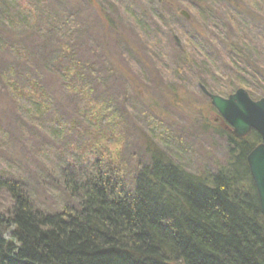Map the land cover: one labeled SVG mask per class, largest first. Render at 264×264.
I'll use <instances>...</instances> for the list:
<instances>
[{
  "label": "rangeland",
  "instance_id": "1",
  "mask_svg": "<svg viewBox=\"0 0 264 264\" xmlns=\"http://www.w3.org/2000/svg\"><path fill=\"white\" fill-rule=\"evenodd\" d=\"M38 1L0 0V44L20 45L32 54L42 48L49 30L37 36L32 27L13 22V29L9 21L18 16L29 25L28 11ZM181 8L193 17L191 24L177 19ZM36 15L35 24L72 29L68 37L74 39L77 57L97 70L89 72L91 87L77 89L75 96L63 90L44 54L39 59L43 72L34 65L30 69L42 91L34 86L32 93H22L24 99L42 100V112L32 100L21 99L17 106L11 89L0 87V130L6 131L0 134V181L9 174L44 212L60 213L76 204L64 192L70 167L81 176L107 159L123 162L130 171L158 149L191 172L223 165L227 146L211 130L222 122L200 85L222 97L243 89L256 101L264 98V0H163L159 5L151 0H51ZM70 16L72 25H66ZM237 20L232 31L223 28ZM50 45L59 51L63 42L52 38ZM17 58L0 47V69L11 66L19 78L26 64ZM4 81L1 73L0 85ZM234 83L235 89L230 87ZM169 137L176 144H164ZM11 198L0 185L3 224Z\"/></svg>",
  "mask_w": 264,
  "mask_h": 264
},
{
  "label": "trees",
  "instance_id": "2",
  "mask_svg": "<svg viewBox=\"0 0 264 264\" xmlns=\"http://www.w3.org/2000/svg\"><path fill=\"white\" fill-rule=\"evenodd\" d=\"M50 1L39 0L41 4L28 11L29 25L18 16L9 20L16 26L32 27L37 36L49 30L36 54L20 45L0 44L26 64L19 78L11 66L0 69L5 79L0 87L11 89L10 99L16 105L21 99L32 100L40 112L46 106L42 100L24 99L22 93H32L34 86L42 91V82L32 79L30 69L31 65L38 72L45 69L39 60H44V54L48 65L56 67L63 90L75 96L77 89L91 87L89 72L97 71L89 68L91 61L77 57L74 39L68 37L72 29L62 31L53 23L51 29L44 25L47 30H42L44 26L35 24L36 11L47 10ZM72 18L66 25H72ZM234 23L239 21L223 28L232 31ZM10 27L15 29L14 23ZM52 38L63 42L59 51L51 47ZM236 43L242 45V40ZM232 62L237 63L234 58ZM230 87L235 89L236 84ZM223 126L211 130L227 146L225 163L203 172H191L159 149L148 162L139 160L131 172L123 162L107 159L91 164L90 171L81 176L71 167L66 169L64 192L76 204L60 213L36 209L26 189L11 182L9 174L2 177L7 180L0 185L9 190L12 209L4 224L0 222V264H264V215L247 163L248 154L262 140L256 132L243 139L234 137ZM5 132L0 130L1 135ZM163 141L176 144L171 137ZM12 226V240H4V231Z\"/></svg>",
  "mask_w": 264,
  "mask_h": 264
},
{
  "label": "water",
  "instance_id": "3",
  "mask_svg": "<svg viewBox=\"0 0 264 264\" xmlns=\"http://www.w3.org/2000/svg\"><path fill=\"white\" fill-rule=\"evenodd\" d=\"M201 88L221 117L231 126L235 136L244 138L253 130L261 135L263 142L251 151L247 163L257 186L264 215V99L254 102L243 89L237 90L229 98H222L211 95L203 86Z\"/></svg>",
  "mask_w": 264,
  "mask_h": 264
},
{
  "label": "bare ground",
  "instance_id": "4",
  "mask_svg": "<svg viewBox=\"0 0 264 264\" xmlns=\"http://www.w3.org/2000/svg\"><path fill=\"white\" fill-rule=\"evenodd\" d=\"M201 87L203 86V85H200ZM203 87H205L206 89L208 88V87H206V86H203ZM4 234V233H3Z\"/></svg>",
  "mask_w": 264,
  "mask_h": 264
},
{
  "label": "flooded vegetation",
  "instance_id": "5",
  "mask_svg": "<svg viewBox=\"0 0 264 264\" xmlns=\"http://www.w3.org/2000/svg\"><path fill=\"white\" fill-rule=\"evenodd\" d=\"M159 2H163V0H159Z\"/></svg>",
  "mask_w": 264,
  "mask_h": 264
}]
</instances>
